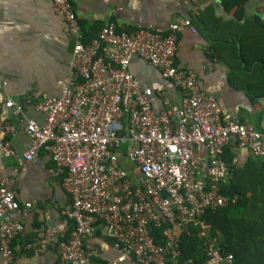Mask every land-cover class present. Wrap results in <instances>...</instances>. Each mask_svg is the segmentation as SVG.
Segmentation results:
<instances>
[{
	"label": "built area",
	"instance_id": "1",
	"mask_svg": "<svg viewBox=\"0 0 264 264\" xmlns=\"http://www.w3.org/2000/svg\"><path fill=\"white\" fill-rule=\"evenodd\" d=\"M50 1L75 37L61 93L52 96L34 88L16 101L0 80V109L19 116L33 105L44 116L43 124L26 119L30 144L19 156L10 141L16 128L0 123V133L5 138L2 154L15 156L17 169H27L44 153L65 174L71 202L63 210L64 226L67 229V221H72L75 227L69 239L55 242L61 264H96L86 241L98 229L117 253V259L105 264H234L233 255L222 251L220 240L208 235L205 216L238 198L222 193L231 176L224 160L226 147L236 142L264 163V129L224 124L217 101L202 93L194 76L177 66V33L184 27L196 32L193 25L186 19L172 25L164 36L151 27L120 30L112 21L85 41L71 1ZM134 58L181 88L182 104L172 103L160 92L163 109L156 113L154 91L143 87L130 70ZM124 160L131 168L124 166ZM12 185L9 177L0 180L3 264H15L13 244L24 231L10 219L21 209ZM163 223V241L157 244L152 230ZM182 235L203 240L200 263L181 260ZM52 237L48 230L25 249L44 253Z\"/></svg>",
	"mask_w": 264,
	"mask_h": 264
},
{
	"label": "crops",
	"instance_id": "2",
	"mask_svg": "<svg viewBox=\"0 0 264 264\" xmlns=\"http://www.w3.org/2000/svg\"><path fill=\"white\" fill-rule=\"evenodd\" d=\"M70 1L81 26L92 35L114 21L120 30L151 27L167 36L172 25L191 20L196 32L184 27L177 33V66L192 74L201 92L217 101L224 124L240 123L263 131L264 0H239L236 4L228 0ZM118 9L119 13L114 15ZM74 44L75 37L50 0H0V80L7 84L6 93L16 101L34 88L59 95ZM130 70L143 87L154 91L152 103L156 113L163 109L160 92H165L172 103L182 104L183 90L164 78L161 71L139 58L132 60ZM30 118L44 122V116L33 105L19 116H14L10 109H0V123L8 122L16 128L10 137L15 155L29 147L26 119ZM4 142L0 133V180H13L12 189L21 209L12 213L10 219L24 227L13 244L15 264H61L55 242L63 237L69 239L74 228L72 221H67V229L64 226L63 210L71 202L64 187L65 174L59 173L44 153L27 169H17L15 156L2 154ZM232 149L236 166L244 167L251 154L237 145ZM124 164L131 168L125 160ZM231 180L230 176L225 185ZM28 204L29 210H25ZM48 230L53 237L44 253L25 249L27 244L45 237ZM111 244L101 229L86 241L96 264L117 259Z\"/></svg>",
	"mask_w": 264,
	"mask_h": 264
},
{
	"label": "trees",
	"instance_id": "3",
	"mask_svg": "<svg viewBox=\"0 0 264 264\" xmlns=\"http://www.w3.org/2000/svg\"><path fill=\"white\" fill-rule=\"evenodd\" d=\"M228 2L236 4L240 1ZM82 28L85 41L95 36L85 30L83 24ZM236 145L234 143L225 149L224 159L231 169L232 180L224 185L222 193L238 198L234 203L206 214L205 219L210 224L208 235L220 240L222 251L233 255L234 264H264V163L248 151L251 158L246 165L236 166L232 153V148ZM165 228L164 223L160 228H153L152 234L157 244H162L161 235ZM202 246L201 238L182 235L181 260L193 259L195 263H200L203 260Z\"/></svg>",
	"mask_w": 264,
	"mask_h": 264
}]
</instances>
